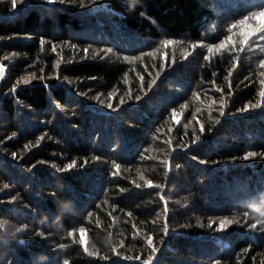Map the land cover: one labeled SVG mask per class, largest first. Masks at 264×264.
Wrapping results in <instances>:
<instances>
[{
    "label": "trees",
    "instance_id": "16d2710c",
    "mask_svg": "<svg viewBox=\"0 0 264 264\" xmlns=\"http://www.w3.org/2000/svg\"><path fill=\"white\" fill-rule=\"evenodd\" d=\"M259 12L0 0V218L27 225L0 264H144L153 247L151 264H264L245 216L264 193V41L240 50L239 27Z\"/></svg>",
    "mask_w": 264,
    "mask_h": 264
},
{
    "label": "snow or ice",
    "instance_id": "6c2138e0",
    "mask_svg": "<svg viewBox=\"0 0 264 264\" xmlns=\"http://www.w3.org/2000/svg\"><path fill=\"white\" fill-rule=\"evenodd\" d=\"M48 2H54V0H48ZM13 7H16V0H13ZM252 20L254 21V23H250L249 21ZM239 27L242 29L240 35L242 37L241 41H240V50H243L244 46L252 43L255 39H259L261 41H264V35H262V33H264V12H259V13H254L252 15V17H245L243 20H241L239 22ZM232 29L237 28L236 24L231 25ZM232 41V37L228 36L227 40L221 44H219L217 46L218 51H232L235 48V45H231L230 47L228 46V42ZM171 41H165V44H170ZM111 50H109L110 52ZM213 49L209 48L208 52L212 53ZM205 59H209V57H205ZM233 60L236 61L237 58L234 56ZM236 64L234 63L233 67H235ZM260 67L264 68V60L260 61ZM213 75H215V73H213ZM262 75H264V73H262ZM228 76L231 77L232 76V72L228 73ZM141 79H143L141 77ZM30 81L29 80H24V84H28ZM153 83H155V81H153ZM261 85H264V80L260 81ZM261 98H262V103H264V90L261 91L260 93ZM136 99H140L139 96L136 97ZM261 105L257 104V105H252L251 107H260ZM109 107H111V105H109ZM247 108V106H246ZM176 118V113L175 111H173V119ZM203 125H201V132L203 131ZM197 140L199 139V137L196 138ZM256 156L255 152H248L247 155L244 157V159H248L249 157H254ZM73 165H68L69 168H71ZM119 168V166L117 165V169ZM149 186L151 185V182L149 181ZM245 216H247L245 214ZM227 225H231L233 223L232 220H227ZM256 225L253 224L252 227H255ZM225 227V222L221 221L220 222V228L223 229ZM80 235H81V239H80V243L81 245L84 247V250L87 252L88 251V247H87V242L84 238L85 236V230L83 228L80 229ZM148 243L151 245L152 244V240L151 237H149L148 239ZM157 249L155 247L152 248V252H153V257H150L149 260L144 261V264H151V260L154 258V255L156 253ZM65 264H68V262L66 261Z\"/></svg>",
    "mask_w": 264,
    "mask_h": 264
},
{
    "label": "clouds",
    "instance_id": "9594fccd",
    "mask_svg": "<svg viewBox=\"0 0 264 264\" xmlns=\"http://www.w3.org/2000/svg\"><path fill=\"white\" fill-rule=\"evenodd\" d=\"M247 211L245 214L255 219L257 223L264 221V193L260 194L259 203L250 202L246 205ZM12 224L11 229L7 226ZM27 229V225L25 224H15L6 219L0 218V231L4 233L3 236H0L3 243L9 244L15 240H17L21 233H24Z\"/></svg>",
    "mask_w": 264,
    "mask_h": 264
},
{
    "label": "rangeland",
    "instance_id": "374dc122",
    "mask_svg": "<svg viewBox=\"0 0 264 264\" xmlns=\"http://www.w3.org/2000/svg\"><path fill=\"white\" fill-rule=\"evenodd\" d=\"M2 71H3V76H2V78H3L6 74V68L4 66H2ZM84 238H85V240L87 239L86 234H85Z\"/></svg>",
    "mask_w": 264,
    "mask_h": 264
}]
</instances>
